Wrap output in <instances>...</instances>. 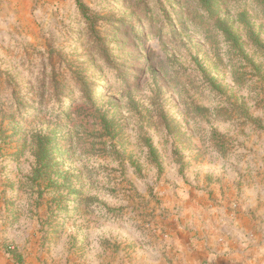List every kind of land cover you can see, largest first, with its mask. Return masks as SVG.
I'll use <instances>...</instances> for the list:
<instances>
[{"label":"rangeland","instance_id":"1","mask_svg":"<svg viewBox=\"0 0 264 264\" xmlns=\"http://www.w3.org/2000/svg\"><path fill=\"white\" fill-rule=\"evenodd\" d=\"M211 5L0 0V253L13 264H264V13Z\"/></svg>","mask_w":264,"mask_h":264},{"label":"trees","instance_id":"2","mask_svg":"<svg viewBox=\"0 0 264 264\" xmlns=\"http://www.w3.org/2000/svg\"><path fill=\"white\" fill-rule=\"evenodd\" d=\"M201 5H203V8L207 11H212V5H211V0H199ZM258 4H260L262 6L263 9V13H264V0H257ZM79 8L81 9L83 16L85 18H87V14L86 11L84 9V7L78 3ZM224 34L226 35V37L228 38L229 41L233 42L235 45H238V39L236 36H234L227 28L223 29ZM253 41L256 44L258 43V39L253 38ZM104 56V55H103ZM84 87H82L83 89L87 90V88H85L86 84H83ZM219 85H217L218 88ZM55 91L57 92V95L59 94V92H61V89L59 87L58 84H55ZM59 99H61V96H58ZM23 98H20L18 96H16V104L18 107H23L26 108L28 106H30L32 103L30 102H24L23 103ZM39 104H41V101L39 102ZM163 123L165 124L166 128L170 131H176L177 127L175 125H173L171 123V121H169V119L167 117H163ZM54 145L52 142V139L50 137H46L44 141H39L38 143V150H37V160L39 162V170H37V173H41L42 172H46V170L50 167L49 163L50 161H52L53 158V154H54ZM153 152V151H151ZM40 174V175H41Z\"/></svg>","mask_w":264,"mask_h":264},{"label":"crops","instance_id":"3","mask_svg":"<svg viewBox=\"0 0 264 264\" xmlns=\"http://www.w3.org/2000/svg\"><path fill=\"white\" fill-rule=\"evenodd\" d=\"M218 256L219 257L217 258V264H233L232 257H228L227 255H225L226 258H224L222 257V255H219V254ZM0 264H13V261L9 259L7 255L0 253Z\"/></svg>","mask_w":264,"mask_h":264},{"label":"built area","instance_id":"4","mask_svg":"<svg viewBox=\"0 0 264 264\" xmlns=\"http://www.w3.org/2000/svg\"><path fill=\"white\" fill-rule=\"evenodd\" d=\"M10 249H13L12 247H9Z\"/></svg>","mask_w":264,"mask_h":264}]
</instances>
